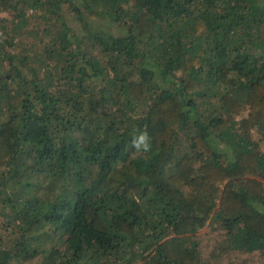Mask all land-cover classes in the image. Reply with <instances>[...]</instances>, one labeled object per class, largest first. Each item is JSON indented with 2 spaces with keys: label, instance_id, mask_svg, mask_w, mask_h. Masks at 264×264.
<instances>
[{
  "label": "trees",
  "instance_id": "1",
  "mask_svg": "<svg viewBox=\"0 0 264 264\" xmlns=\"http://www.w3.org/2000/svg\"><path fill=\"white\" fill-rule=\"evenodd\" d=\"M0 264H264V0H0Z\"/></svg>",
  "mask_w": 264,
  "mask_h": 264
},
{
  "label": "clouds",
  "instance_id": "2",
  "mask_svg": "<svg viewBox=\"0 0 264 264\" xmlns=\"http://www.w3.org/2000/svg\"><path fill=\"white\" fill-rule=\"evenodd\" d=\"M131 147L138 152L148 153L151 151L152 145L150 137L146 130L136 129L131 137Z\"/></svg>",
  "mask_w": 264,
  "mask_h": 264
},
{
  "label": "rangeland",
  "instance_id": "3",
  "mask_svg": "<svg viewBox=\"0 0 264 264\" xmlns=\"http://www.w3.org/2000/svg\"><path fill=\"white\" fill-rule=\"evenodd\" d=\"M212 225H213V227H214V223H212ZM212 225H211V223H210V221L208 220L207 222H206V224L198 231L199 233H204V232H207L208 233V235L210 234V235H214V236H216V235H218L217 233H218V231L215 229V228H212ZM255 263H256V261H255Z\"/></svg>",
  "mask_w": 264,
  "mask_h": 264
}]
</instances>
